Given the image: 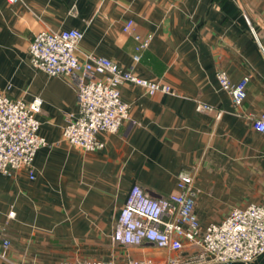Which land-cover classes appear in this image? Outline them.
I'll list each match as a JSON object with an SVG mask.
<instances>
[{
	"label": "crops",
	"instance_id": "0c3cea01",
	"mask_svg": "<svg viewBox=\"0 0 264 264\" xmlns=\"http://www.w3.org/2000/svg\"><path fill=\"white\" fill-rule=\"evenodd\" d=\"M128 19L133 25L124 32ZM70 28L83 33L80 56H105L174 90L147 94L122 84L128 119L114 133L101 132L96 151L61 139L67 116L78 113L74 76H49L30 62L33 34ZM135 35L150 38L138 60ZM219 69L232 82L249 77L239 106L219 88ZM0 92L41 99L39 132L48 142L35 154L33 178L24 169L0 173V264H167L191 252L113 240L133 184L160 197L188 173L201 226L264 197V137L252 127L264 110V0H0ZM197 102L215 111L199 112ZM248 264H264V254Z\"/></svg>",
	"mask_w": 264,
	"mask_h": 264
},
{
	"label": "built area",
	"instance_id": "2783aa9c",
	"mask_svg": "<svg viewBox=\"0 0 264 264\" xmlns=\"http://www.w3.org/2000/svg\"><path fill=\"white\" fill-rule=\"evenodd\" d=\"M15 3L19 0H6ZM133 21L128 19L122 31L128 32ZM83 33L75 28L57 31L40 30L33 34L28 52L34 68L49 75L74 76L78 113L68 115L61 131V139L86 151L103 147L101 132L114 133L128 119L130 104L121 98L120 86L139 85L147 94L174 93L169 84L139 77L105 56L85 53L80 56L78 45ZM134 48L133 58L148 45L150 38L142 39ZM219 88L230 96L234 107L246 94L247 75L232 82L225 70L216 71ZM40 98L26 102L0 92V173L10 175L24 169L33 178L36 152L48 144L40 134L37 114ZM199 112L215 111L213 106L197 102ZM216 116L221 112L217 110ZM252 127L264 137V110L252 119ZM193 178L180 173L176 190L160 197L149 196L138 184H133L126 196L115 224L113 240L120 244H139L148 241L171 251H192L174 257L167 264H248L264 254V197L244 207L231 209L223 219L201 226L194 210ZM13 211L8 213L13 216ZM9 241L2 240L8 247ZM5 258V255L0 254ZM62 264H118L111 260H66ZM124 264H156L151 259L130 260Z\"/></svg>",
	"mask_w": 264,
	"mask_h": 264
}]
</instances>
